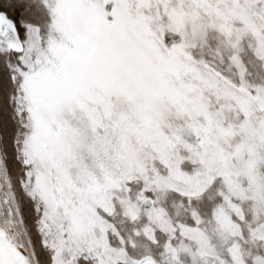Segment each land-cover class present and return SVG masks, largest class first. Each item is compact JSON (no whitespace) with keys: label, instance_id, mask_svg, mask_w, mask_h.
Instances as JSON below:
<instances>
[{"label":"snow or ice","instance_id":"6c2138e0","mask_svg":"<svg viewBox=\"0 0 264 264\" xmlns=\"http://www.w3.org/2000/svg\"><path fill=\"white\" fill-rule=\"evenodd\" d=\"M0 264H264V0H0Z\"/></svg>","mask_w":264,"mask_h":264}]
</instances>
